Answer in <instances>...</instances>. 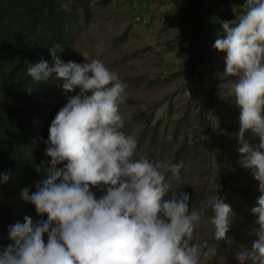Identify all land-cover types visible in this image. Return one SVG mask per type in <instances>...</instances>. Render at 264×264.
<instances>
[{"label":"clouds","instance_id":"clouds-1","mask_svg":"<svg viewBox=\"0 0 264 264\" xmlns=\"http://www.w3.org/2000/svg\"><path fill=\"white\" fill-rule=\"evenodd\" d=\"M242 9L222 22L213 48L225 54L223 75L235 78L230 95L240 109L239 162L261 193L251 208L258 239L237 259L264 264V0H246ZM58 51L49 47L51 65L44 59L28 63L27 75L39 83L55 74L66 93L79 91L43 139L48 178L34 192H22L41 219L34 224L25 216L9 226L13 243L0 250V264H202V257L216 256L207 242L193 243V233L210 223L216 241H229L231 206L219 197L208 201L209 219L199 208L190 211V195L177 191L183 163L138 156L136 138L122 131L127 85L100 60L65 63ZM219 95L224 99L223 84ZM249 130L259 139L255 146L245 139ZM9 179L0 174L4 183Z\"/></svg>","mask_w":264,"mask_h":264},{"label":"rangeland","instance_id":"rangeland-1","mask_svg":"<svg viewBox=\"0 0 264 264\" xmlns=\"http://www.w3.org/2000/svg\"><path fill=\"white\" fill-rule=\"evenodd\" d=\"M245 2L230 0L232 20ZM187 5L184 0H93L84 30L67 49L83 63L102 61L127 85V100L120 105L122 131L136 138L138 156L147 155L165 165L183 163L178 185L183 187L177 191L190 195V211L199 208L209 219L210 199H233L230 242L216 241L210 223L196 228L192 242H207L217 250L214 257H202V264H240L237 254L250 253L258 239L257 217L251 208L258 206L259 196L245 199L238 190L231 195L228 188L244 187L249 194L261 195L259 182L241 166L239 151L229 169L231 176L221 177L217 149L228 143L221 127H238L234 138L240 147V109L230 95L235 78L223 75L225 54L213 48L215 40L200 50L202 56L192 49L193 29L183 18ZM222 84L224 99L219 95ZM245 139L253 146L259 143L251 130ZM235 153L232 150L230 155ZM162 171L171 175L166 167ZM246 264H253L252 259Z\"/></svg>","mask_w":264,"mask_h":264},{"label":"trees","instance_id":"trees-1","mask_svg":"<svg viewBox=\"0 0 264 264\" xmlns=\"http://www.w3.org/2000/svg\"><path fill=\"white\" fill-rule=\"evenodd\" d=\"M184 1L188 5L183 18L194 33L192 49L200 52L207 42L223 35L222 22L232 20L234 10L230 0ZM92 2L0 0V174L10 175L7 183L0 180V250L13 243L9 239L10 225L23 223L25 216L31 217L34 224L41 219L35 207L22 198V192H34L48 178L50 157L45 155L43 139L48 137L50 123L59 109L79 91L66 93L62 88L64 81L57 80L55 74L46 82L36 83L27 75L28 63L44 59L51 65L49 47L55 46L65 63L83 64L80 56L69 53L67 47L74 46L84 30ZM237 128L221 127L228 143L218 145L216 157L224 180L231 176L229 169L238 157L234 138ZM157 129L156 125L154 130ZM232 150L235 156L230 155ZM37 168L41 170L38 172ZM236 190L245 199L260 196L249 194L244 187L228 188L231 195ZM93 191L97 195L100 192L96 187ZM225 202L233 207V199Z\"/></svg>","mask_w":264,"mask_h":264}]
</instances>
